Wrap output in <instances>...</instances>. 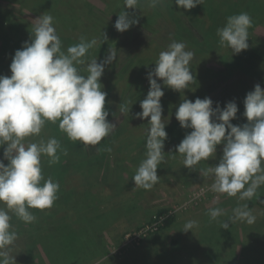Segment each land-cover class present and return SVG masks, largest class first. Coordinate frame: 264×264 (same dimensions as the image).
I'll list each match as a JSON object with an SVG mask.
<instances>
[{
	"label": "rangeland",
	"instance_id": "obj_1",
	"mask_svg": "<svg viewBox=\"0 0 264 264\" xmlns=\"http://www.w3.org/2000/svg\"><path fill=\"white\" fill-rule=\"evenodd\" d=\"M250 1L255 5L261 3L262 9H264V0ZM221 2L229 5L224 13L234 5L239 6L242 11H251L255 7H252L254 4L248 3L247 0H206L208 9H210L207 17L213 24L205 22L204 28L199 27L197 23L194 24L193 20L196 17H201L203 12L200 8L203 4L191 10L184 9L185 12L180 18L183 26H187L193 33L190 37L193 43L196 40L205 41L206 36L203 32L208 33L210 41L219 42L216 31L221 28L222 24L220 23H223L224 17H226L223 14L219 15L220 8L223 6ZM145 3L150 4L149 0H146ZM177 8L180 7L177 6ZM90 9H92V13H90ZM123 10H125L124 0H0V22L3 18L10 17L9 21L12 26L15 24L7 33L11 36L8 41L13 46L14 42L11 40L13 38L16 40L17 47H14L13 50L21 49L25 41H30L31 30L42 15L53 17L54 27L65 50L68 46L80 43L81 37L88 41L96 38L98 43L90 50L88 59L97 58L99 63L108 55L110 45L115 48L117 58L112 64L105 66L104 74L101 77L103 90L108 94L106 97V108L109 111L107 119L114 123V128L99 144L95 146L83 145L85 152L91 155L100 154L99 145L105 142L103 140L109 142L108 140L116 133H126L129 123H133V119L135 121L138 119L136 113L142 111L140 102L146 98L149 90L141 91L135 78L148 80L147 73L155 68V61L158 59L159 53L164 51L162 48H168L169 44H166V41L170 36L171 38L175 37L174 29L177 28L175 22L166 13L161 15L162 17L159 16L157 20H144L145 9L138 3L136 10L128 9V11L133 13L132 15L139 20V23L121 33L116 30L114 25L119 12ZM151 11L152 8L147 15ZM257 13L260 12L257 11ZM24 21L27 22V25ZM3 24H0V30L6 27L4 21ZM104 33L108 39L102 43L105 38ZM13 34H16L17 38ZM130 38H132L131 41ZM1 40L0 48L3 42ZM257 41L261 42L260 45H263L264 49V26L257 28L252 26V30H249V48L239 54H233L230 48L223 47L219 50H211V53L202 59L203 64L211 67L213 71L209 72L210 75L206 79H202L200 88L203 89V93L200 98L210 97L214 102L213 107L219 104L221 108L225 107L227 102L235 101L239 111L237 118L233 119L232 123L236 125L247 123V118L243 115L244 99L247 93L254 90L255 85L259 84L260 73L264 70V59L261 56L264 50H260ZM196 53L197 51L194 50L193 63L197 61ZM236 55L239 58V67H236V70L229 69L220 60L222 56L234 59ZM2 61L3 65H6L4 68L12 62L7 57H4ZM3 65L0 63V70L3 69ZM158 82L163 84L162 80H158ZM125 87L126 90H124ZM189 87L192 88V84ZM164 88L167 87L164 86ZM121 94L122 97H120ZM120 104H126L129 111L121 113ZM175 122L177 125L179 124L177 119ZM167 124L165 130L168 133V138L164 146L165 161L157 170L160 178L151 190L136 188L132 180L139 165L145 159L149 127L139 126L135 129L136 136L125 139L126 143L123 145L114 142L117 145L116 149L123 148L124 151L121 154L117 150L113 151L108 158L111 168H115L118 164L117 170L120 172L109 171L111 175H109L110 180L106 181L107 186L105 179L101 180V177L99 179L95 177L94 185L97 190H100V193L96 197L97 201L93 202L100 206L95 211L99 210L104 213L112 210L113 213L111 218H108V223H101L98 228H95L97 234L95 238L98 242L96 243L97 254L82 257L79 263L264 264V205L256 203V199L264 195V185L257 189V193L252 199L243 201L212 191L211 185L214 183V176L209 174L204 177L201 175V170L213 168L219 163L223 155V145L217 146V154L214 159L202 160L196 166V170H190L183 166V156L176 152V146L192 129L184 128L182 134L177 135L171 125ZM179 131H181V127ZM170 136L174 138L171 141ZM36 140L38 138H33V142ZM1 148L3 147H0V159H4ZM70 150L72 149H68V151ZM98 157L101 156L98 155ZM44 168L45 166H43V170ZM52 174L50 173V176ZM115 191L120 195L116 196ZM108 192L112 194L111 198H114L112 202L110 200L111 203L107 204L109 199L105 201L104 197ZM243 205H247V210H250L256 217L255 222L248 224L237 221L230 224L229 229H222L220 222L228 220L233 215V210ZM164 206L173 208L176 215V221L171 228L165 232L149 235L139 245L123 246L124 236L128 232L148 221L154 211ZM55 207L54 204L49 209L51 211L49 212V227L46 232H43V236L46 241L58 245L59 240L66 233L67 223L66 221L51 222V214ZM212 208L223 209L224 215L218 220H210L208 212ZM59 217L58 214L53 218L58 219ZM82 219L72 218L70 224L77 227L83 221ZM188 221H196L197 226L193 231L184 232L183 226ZM173 239H177V242L175 243ZM39 246H42L41 243L34 250L31 264H59L54 262V258H57L61 251L57 253L53 249L54 255L49 256Z\"/></svg>",
	"mask_w": 264,
	"mask_h": 264
},
{
	"label": "clouds",
	"instance_id": "obj_2",
	"mask_svg": "<svg viewBox=\"0 0 264 264\" xmlns=\"http://www.w3.org/2000/svg\"><path fill=\"white\" fill-rule=\"evenodd\" d=\"M139 0H124L125 10L119 12L115 21L117 31L129 30L139 20L128 9H137ZM156 7L162 0H149ZM185 10L204 5L205 0H174ZM252 19L247 13L229 16L226 24L217 29L219 44L228 47L233 54L249 48V28ZM104 43L108 37L104 33ZM96 38L64 49L56 32L51 15L38 18L31 30L30 41L15 51L10 64L11 75H0V147L4 148L0 159V264H16L11 247L18 238L11 224L14 214L25 223L36 217L30 209L45 210L53 207L59 198V182L45 177L43 158L49 166L60 162L67 149L55 137L45 140L41 133L46 124H57L59 130L72 142L95 146L107 137L114 128L108 121L106 108L107 92L103 90L101 77L105 66L117 58L111 45L102 62L88 59L90 50L97 45ZM186 44L173 41L167 50L159 53L155 68L147 73L150 88L140 102L141 112L137 118L148 119L145 159L132 177L136 188L151 190L159 181L158 168L164 163V146L168 138L163 117L161 98L165 95L159 80L174 91L184 93L195 82L190 61L193 52ZM86 73V74H85ZM210 97H197L193 102L182 96L175 112L180 126L192 129L176 146L183 156V166L196 170L202 160L214 159L217 146L223 145V155L213 168L201 170V175L214 176L211 190L236 197L252 199L257 189L264 185V88L256 84L244 99L247 123L233 124L239 111L235 101L221 108L213 107ZM121 113H127L126 104H120ZM230 130V131H229ZM39 137L33 142V138ZM6 145V147H4ZM4 160L8 163L5 164ZM210 220L224 215L221 208L209 209ZM256 217L247 205L236 207L228 220L220 222L222 229H229L237 221L253 224ZM197 226L188 221L183 226L187 232Z\"/></svg>",
	"mask_w": 264,
	"mask_h": 264
},
{
	"label": "trees",
	"instance_id": "obj_3",
	"mask_svg": "<svg viewBox=\"0 0 264 264\" xmlns=\"http://www.w3.org/2000/svg\"><path fill=\"white\" fill-rule=\"evenodd\" d=\"M145 1L146 0H139V5H143V8L145 9L146 15L143 17L144 20H157L159 19V16L162 17L161 15L166 13L167 16H169L177 26V28L174 29L175 37H168L166 44H170L173 41L183 42L187 46L186 50L193 52L194 50L197 51L196 63H193L192 60L190 61L191 71L195 77V82L192 84V88L185 89L184 93L181 94L180 92L174 91L168 87L164 88L163 84H161L165 93L163 99L161 100V103L163 105L164 122L167 123L169 121V124L167 125H171L172 130H174V132L179 135L182 134L184 128L180 126V123L177 125V123L175 122V112L179 107L178 104L182 102V96L184 98L192 100L193 102L197 97H201L200 95L203 93V89L200 88V84L203 81L202 79H206L210 75L209 72L213 71L211 67L203 64L202 59L203 57H205V55L211 53V50H219L223 47H221L219 42L216 40H213V44V41L209 40V35L207 32H203L206 36L204 42L196 40L193 43L190 38L193 33L187 26H183V22L180 18V16L182 15V13L185 12V10L177 8L176 4L174 3V0L162 1V3L156 6V8L151 7L150 4H146ZM247 2H250V4H254V2L250 0H247ZM221 4H223V6L220 8L219 15L223 14L228 18L229 16L237 15L240 13H247L253 19L252 26H254L255 28L259 26H264V9H262L263 6L261 5V3H257L256 5L254 4L252 7H255L251 9V11H242L239 9V6L234 5L233 7L231 6L230 10L226 13L224 12L226 11V7H229L228 3L221 2ZM150 8H152V11L149 15H147ZM200 9L203 13L200 18H192L194 20V24L197 23L199 27H203L205 25V22H210V25H212L213 22L209 17H207V15H209L208 11L210 9H208V4L206 3V0L204 5ZM257 11H259L260 13L258 14ZM90 13H92V9H90ZM134 15L136 14L134 13ZM226 17H224L225 21L223 23H220L222 24L221 27L226 24ZM9 18L10 17L3 18V20L1 19L2 21L0 22V24H3L4 21L6 25L4 29L0 30V39H2L1 42L3 41L2 46L0 48V63L2 65L4 63L2 61L4 57L10 58L12 60L16 51L13 49L14 47H17V43H15L16 40L14 38L13 40H11L14 42V46L8 41V39H11V36H9L7 33L10 32L12 27L15 25L13 24L12 26V24L10 23L11 21H9ZM24 23L26 24L27 22L24 21ZM252 26L249 28V30H252ZM13 35H15V37L17 38L16 34ZM132 38H130V41ZM257 44L260 50H264L262 47L263 45H260L261 42L257 41ZM162 50L165 51L167 49L162 48ZM220 60L227 67H229V69L236 70V67H239V58L237 55L234 59H229L226 56H222ZM10 64L6 68H4V66L6 65H3V69L0 70V75H11ZM135 79V82L137 86L141 89V91L143 89L149 90V80L145 81V79L143 78L138 80L137 78ZM124 90H126V87L124 88ZM120 97H122V94L120 95ZM148 119H150V117ZM148 119L138 118L136 121L135 119H133V123L131 122L127 126L126 133H116V135H113L110 140H108L109 142L103 140L105 142L99 145L100 154L97 155H91L85 152L86 150L81 142L77 141L73 143L71 140H69L66 134L59 130L58 123L46 124L45 128L41 133V136L45 140L50 137L57 138L61 141L62 146L67 149L68 153L66 156L61 155L60 162L50 166V168L47 162V157L43 158L42 160L43 166H45L43 170L45 177H52L53 181H58L60 185V189L58 192L59 198L54 203L56 207L52 211L51 222L53 221L54 223H61V221H66V233L63 234L62 238L59 240L58 245L52 244L50 241H46L45 236H43V232H46L47 228L49 227V212H51L49 211V209H30V211L36 217V220L32 223H25L22 220L18 219L14 214L9 213L12 216L11 224L13 226V230L16 231L18 234L17 240L11 247V255L16 256V264H31V260L34 256V250L36 249V246L39 243H41L42 245L39 246V248L42 251L48 253L49 256L54 255L53 249L57 253L58 251H61V253H58L59 255L57 256V258H54V262L59 264H80L79 262L81 261L82 257L91 256V254H97L96 243L98 242L95 238V236L97 235L95 228H98L101 223H108V220L111 218L113 211L111 210L109 212L104 213L99 212V210L95 211L100 206H98V203L93 202L97 201L96 197L99 195L100 190H97L96 185H94V182H96V178L99 179L101 177V180L105 179V183L107 186L108 184L106 181L110 180L109 175H111L109 174V171L112 173H115L116 171L117 173L120 172V170H117V167H119L118 164L117 166H115V168H111V164L109 162L110 159L108 158L112 155L111 152L113 151L117 150L119 154L124 151L123 148L116 149L115 147L117 145L114 144V142L122 143V145L126 143L125 139L130 136H136L135 129H137L139 126L143 128L149 127ZM180 127L181 131H179ZM36 138L39 139V137ZM173 139L174 138L170 136V141ZM1 149L4 152V149ZM68 149L72 150L68 151ZM98 155H100L101 157H98ZM4 163L7 164L8 161L4 160ZM108 168L110 169L108 170ZM50 173L53 174L50 176ZM115 193L116 196L120 195L119 192L115 191ZM111 197L112 194L109 192L107 193V196L104 197L105 201L109 199L107 204L110 202V200L112 202V199L114 197ZM256 203L264 205V195L259 196L256 199ZM0 208L6 209V205L0 203ZM58 214L60 216L58 219L53 218L54 215L57 216ZM72 218H74L75 220L83 218V221L80 222V225L76 227L70 224ZM158 221H160L158 230L154 233H151V235L160 232H165L167 229L173 226L176 221V215L173 211V208H171L170 206L158 208L156 211H154V213H152L149 220L141 224L138 228L142 227L146 223L153 224L154 222ZM173 241L176 243L177 239H173ZM50 247H52V249H50Z\"/></svg>",
	"mask_w": 264,
	"mask_h": 264
},
{
	"label": "built area",
	"instance_id": "obj_4",
	"mask_svg": "<svg viewBox=\"0 0 264 264\" xmlns=\"http://www.w3.org/2000/svg\"><path fill=\"white\" fill-rule=\"evenodd\" d=\"M158 222H154L153 224L146 223L140 228H136L131 232H128L126 236H124V243L123 246H136L143 242V240L158 230L159 227Z\"/></svg>",
	"mask_w": 264,
	"mask_h": 264
},
{
	"label": "crops",
	"instance_id": "obj_5",
	"mask_svg": "<svg viewBox=\"0 0 264 264\" xmlns=\"http://www.w3.org/2000/svg\"><path fill=\"white\" fill-rule=\"evenodd\" d=\"M261 56H263V59H264V53ZM259 84L261 85L262 88H264V70L260 73V82H259Z\"/></svg>",
	"mask_w": 264,
	"mask_h": 264
}]
</instances>
